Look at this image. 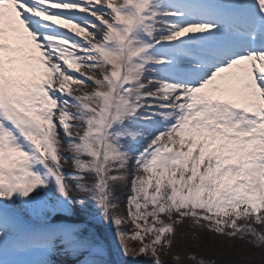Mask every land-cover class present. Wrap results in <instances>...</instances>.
I'll return each mask as SVG.
<instances>
[{"label":"snow or ice","instance_id":"snow-or-ice-1","mask_svg":"<svg viewBox=\"0 0 264 264\" xmlns=\"http://www.w3.org/2000/svg\"><path fill=\"white\" fill-rule=\"evenodd\" d=\"M184 220L264 246V0H0V264H162Z\"/></svg>","mask_w":264,"mask_h":264},{"label":"rangeland","instance_id":"rangeland-1","mask_svg":"<svg viewBox=\"0 0 264 264\" xmlns=\"http://www.w3.org/2000/svg\"><path fill=\"white\" fill-rule=\"evenodd\" d=\"M64 171L66 173L72 172V168L68 164H64ZM129 195L128 191L125 190L123 195L120 197V208L117 210V214L126 216L124 209L125 197ZM88 227L93 229L101 238H103L109 245V248L115 247V239L113 237V229L103 224L91 221L88 223ZM175 234L172 237V246L170 249L162 250L160 253V260L162 264H197L198 260H203L208 264H218L217 259L204 258V252L207 249L205 243H201L204 238L210 239L214 242H218L223 246L226 242L232 240L226 236L217 235L207 231V225L196 227L191 220H184L181 224L174 226ZM123 231L131 234L134 229L131 224L125 225L122 228ZM264 232V231H261ZM128 246L132 249H138L140 244L137 241H128ZM190 256H195L196 259H190ZM204 256V257H203ZM174 257H179L175 259ZM139 264H153L150 257L141 256L138 257ZM249 264H264V246L259 249L257 259L251 261Z\"/></svg>","mask_w":264,"mask_h":264},{"label":"bare ground","instance_id":"bare-ground-1","mask_svg":"<svg viewBox=\"0 0 264 264\" xmlns=\"http://www.w3.org/2000/svg\"><path fill=\"white\" fill-rule=\"evenodd\" d=\"M257 227V231H264V227ZM250 238L246 237L244 240L234 238L226 242L223 246L218 242H214L210 239L201 240V243L207 245L204 258L217 259L218 264H249L251 261L257 259L258 251L261 247H255L252 243H249ZM58 264H71L66 258H57Z\"/></svg>","mask_w":264,"mask_h":264}]
</instances>
